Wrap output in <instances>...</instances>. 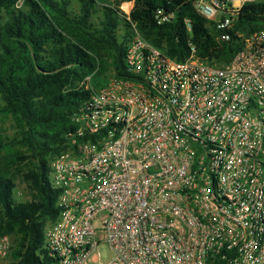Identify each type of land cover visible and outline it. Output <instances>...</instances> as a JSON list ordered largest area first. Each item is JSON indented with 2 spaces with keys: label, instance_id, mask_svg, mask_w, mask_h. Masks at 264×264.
Instances as JSON below:
<instances>
[{
  "label": "built area",
  "instance_id": "2783aa9c",
  "mask_svg": "<svg viewBox=\"0 0 264 264\" xmlns=\"http://www.w3.org/2000/svg\"><path fill=\"white\" fill-rule=\"evenodd\" d=\"M259 0H194L232 41ZM135 0H127V15ZM130 6V7H129ZM159 25L174 14L155 11ZM189 32L191 21H185ZM125 65L73 118L50 163L60 214L45 231L51 264H264V29L242 33L229 63L184 62L132 24ZM91 77L84 81L91 89ZM109 246L107 259L100 248ZM14 239L0 236V264Z\"/></svg>",
  "mask_w": 264,
  "mask_h": 264
},
{
  "label": "trees",
  "instance_id": "16d2710c",
  "mask_svg": "<svg viewBox=\"0 0 264 264\" xmlns=\"http://www.w3.org/2000/svg\"><path fill=\"white\" fill-rule=\"evenodd\" d=\"M77 1L78 9L72 0H0V114L17 129L14 138L0 133V236L16 237L9 264H51L45 231L60 209L50 163L70 148L73 118L93 95L112 78L129 76L132 24L182 62L191 56L192 43L201 60L229 63L243 47L239 33L264 29V0L243 7L230 42L217 40L194 0H135L130 15L113 7L114 0ZM161 7L174 14L171 23H157ZM87 77L91 89L84 84ZM17 171L31 190L29 201L16 198Z\"/></svg>",
  "mask_w": 264,
  "mask_h": 264
},
{
  "label": "rangeland",
  "instance_id": "374dc122",
  "mask_svg": "<svg viewBox=\"0 0 264 264\" xmlns=\"http://www.w3.org/2000/svg\"><path fill=\"white\" fill-rule=\"evenodd\" d=\"M116 1V3L113 5V7H116L118 9H120L123 13L127 14L128 13V7L124 6L123 0H114ZM74 8L78 9L79 4L77 0H72ZM102 10V9H100ZM100 17H102V13L99 12L95 15V19L98 20ZM0 106H1V102H0ZM16 124L15 122L8 118L3 116L2 114H0V133H2L4 136L6 137H10V138H14V136L16 135ZM25 169V166H23L21 168V171ZM21 171H17L16 172V198L19 201H29L31 199V190L28 187L26 181L24 180L23 174L21 173ZM23 172V171H22ZM14 239V241L16 240V237H12ZM101 253L107 257V259H111L112 257V252L109 248V246L105 245L103 247L100 248ZM11 261V257L9 256L8 259H6L4 262H2L1 264H9Z\"/></svg>",
  "mask_w": 264,
  "mask_h": 264
},
{
  "label": "bare ground",
  "instance_id": "6f19581e",
  "mask_svg": "<svg viewBox=\"0 0 264 264\" xmlns=\"http://www.w3.org/2000/svg\"><path fill=\"white\" fill-rule=\"evenodd\" d=\"M127 7V6H126ZM130 7V6H129Z\"/></svg>",
  "mask_w": 264,
  "mask_h": 264
}]
</instances>
